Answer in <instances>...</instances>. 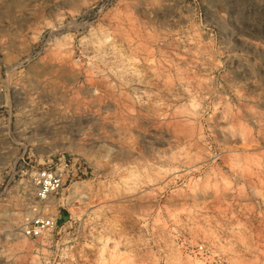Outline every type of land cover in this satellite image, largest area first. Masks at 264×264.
<instances>
[{"label": "rangeland", "instance_id": "rangeland-1", "mask_svg": "<svg viewBox=\"0 0 264 264\" xmlns=\"http://www.w3.org/2000/svg\"><path fill=\"white\" fill-rule=\"evenodd\" d=\"M0 264H264V0H0Z\"/></svg>", "mask_w": 264, "mask_h": 264}, {"label": "built area", "instance_id": "built-area-1", "mask_svg": "<svg viewBox=\"0 0 264 264\" xmlns=\"http://www.w3.org/2000/svg\"><path fill=\"white\" fill-rule=\"evenodd\" d=\"M66 179L63 171L56 166L37 168L32 175L35 196L40 200L47 199L63 187ZM57 227L58 221L53 215L37 214L22 226V232L28 237H39Z\"/></svg>", "mask_w": 264, "mask_h": 264}]
</instances>
